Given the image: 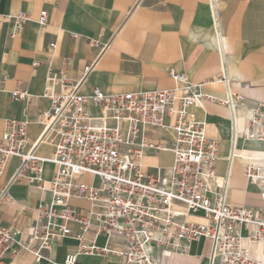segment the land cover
Here are the masks:
<instances>
[{
	"label": "crops",
	"instance_id": "1",
	"mask_svg": "<svg viewBox=\"0 0 264 264\" xmlns=\"http://www.w3.org/2000/svg\"><path fill=\"white\" fill-rule=\"evenodd\" d=\"M218 7L229 89L241 96L238 127L243 129L252 116L248 108L264 103V0H218ZM43 10L48 11L45 26L38 23ZM21 12L28 13L30 19L16 24L14 17ZM92 63L95 66L81 89L86 96L92 95L95 87L115 94L184 87L187 82L200 85L204 93L219 99L228 92L222 80V56L210 0H0V140L8 118L27 117L28 137L34 141L43 129L38 115L51 109V100L44 95L49 72L64 69L65 76L79 79ZM172 70L185 74L186 81L176 80ZM17 88L26 90L29 99L14 100L12 91ZM191 110L206 123L207 135L220 141L214 185L228 178L227 201L252 207L257 215L264 207V186L245 176L244 160H230L234 132L229 108L205 99ZM165 122L169 124L171 119L167 117ZM144 134L154 144H171L174 140L173 131L163 127L148 125ZM263 147L259 141L237 140L239 150ZM38 153L50 157L53 147L45 143ZM144 153L148 174L152 171L156 176L159 168L168 173L174 164L172 151L146 149ZM164 156H170L171 162H164ZM18 166L19 159L14 157L1 185L13 178ZM56 169L54 163L46 162L41 178L49 184ZM31 176L25 171V176L11 185V199L0 202V227L11 228L15 237L2 264H63L69 253L80 251L79 240L56 235L41 260L25 249L35 225L47 221L38 215L37 208L53 198L52 192L43 190ZM95 180L90 175L76 179L86 183ZM70 205L84 215L104 210L83 198H72ZM90 218L97 223L94 214ZM179 220L205 222L202 213L180 216ZM60 222L86 240L93 239L97 232L94 225L84 231L79 222ZM96 244L123 247L122 240L105 233L97 236ZM147 251L156 257L157 264H209L211 242L201 238L184 252L152 242ZM77 264H122V259L113 253L81 252Z\"/></svg>",
	"mask_w": 264,
	"mask_h": 264
},
{
	"label": "built area",
	"instance_id": "2",
	"mask_svg": "<svg viewBox=\"0 0 264 264\" xmlns=\"http://www.w3.org/2000/svg\"><path fill=\"white\" fill-rule=\"evenodd\" d=\"M213 24L218 33L222 56V79L228 86L225 98H215L204 93L200 85L187 82L184 87L158 88L149 91L106 94L95 87L90 96L81 89L95 64L85 67L79 79L65 76V70L49 72L44 95L51 100V109L41 112L37 121L42 124L40 135L30 141V120L8 118L3 138L0 140V202L11 199L10 187L25 171H30L33 181L40 182L43 190H50L53 198L37 208L40 217L47 218L36 224L26 250L37 260L44 257L56 235L79 240L80 251L69 253L63 264H77L79 253L92 255L116 254L122 264H157L149 254L147 245L155 242L184 252L190 243L201 238L211 242L209 264H264V207L256 215L252 207L234 206L227 201L228 178L217 186L216 165L220 141L206 133V123L196 118L192 107L209 99L230 110L233 126L235 158L245 161V176L259 186H264V147L259 150H239L237 140L259 141L264 144V103L247 107L252 116L243 129L238 127V109L241 96L229 89L220 34L218 0H210ZM30 19L26 12L14 17L16 24ZM48 11L43 10L38 23L47 25ZM77 37V34H73ZM50 45L55 46V43ZM38 64V62H35ZM176 80L186 81L185 74L171 71ZM30 94L22 88L12 91L14 100H28ZM171 122L167 124L166 118ZM148 125L171 129V144H154L144 134ZM49 143L53 147L50 157L41 156L38 149ZM169 150L175 160L167 173L159 168L156 176L145 171V150ZM17 157L19 166L13 178L1 185L11 160ZM56 165L49 184L41 178L43 165ZM100 179L77 182L81 176ZM99 204L103 211L84 215L70 205L72 198ZM205 222L181 221L180 216L199 215ZM63 221L79 222L84 231L96 226L91 240L71 230ZM116 236L123 242L121 248L98 246L100 234ZM15 241L13 230L0 227V264ZM36 243V247L31 244ZM256 248L261 250L256 252Z\"/></svg>",
	"mask_w": 264,
	"mask_h": 264
},
{
	"label": "rangeland",
	"instance_id": "3",
	"mask_svg": "<svg viewBox=\"0 0 264 264\" xmlns=\"http://www.w3.org/2000/svg\"><path fill=\"white\" fill-rule=\"evenodd\" d=\"M163 160H164V162H167V163L171 162V158H170V156H164V157H163ZM151 174H153L152 171H151ZM156 175H157V174H156ZM100 184H101L100 179H99V178H96V180H95V182H94V185H95V186H100Z\"/></svg>",
	"mask_w": 264,
	"mask_h": 264
}]
</instances>
